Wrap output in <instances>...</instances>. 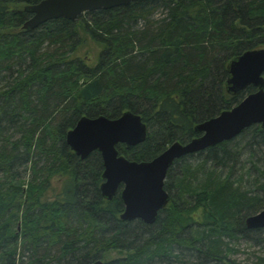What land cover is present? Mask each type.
<instances>
[{
  "label": "trees",
  "instance_id": "trees-1",
  "mask_svg": "<svg viewBox=\"0 0 264 264\" xmlns=\"http://www.w3.org/2000/svg\"><path fill=\"white\" fill-rule=\"evenodd\" d=\"M40 1L0 0V264H91L111 251L126 255L104 264H238L240 241L264 243L245 225L264 209L259 125L175 161L152 225L122 221L120 189L100 193L101 155L81 160L65 143L81 117L125 111L147 129L116 147L130 161L198 137L197 124L256 91L232 95L226 82L231 60L264 48V0L136 1L27 31L24 8ZM79 31L102 47L94 64L75 56ZM55 176L59 192L42 201Z\"/></svg>",
  "mask_w": 264,
  "mask_h": 264
},
{
  "label": "water",
  "instance_id": "water-1",
  "mask_svg": "<svg viewBox=\"0 0 264 264\" xmlns=\"http://www.w3.org/2000/svg\"><path fill=\"white\" fill-rule=\"evenodd\" d=\"M136 1L145 0H42L24 8L31 17L23 28L31 31L60 18L75 22L84 13L125 7ZM228 73L226 90L229 94H238L248 87L256 91L232 109L197 124L194 130L200 134L198 137L186 143H172L151 161H130L118 153V145L135 147L146 139V124L130 111L123 112L117 119L83 116L66 133V145L81 160L95 151L101 155L100 193L103 199L111 201L120 189L124 205L122 221L139 220L146 225L156 222L159 212L170 202L164 182L175 161L231 141L253 125L264 130V48L247 50L231 60ZM245 225L249 230L264 229V209L248 217ZM91 264L104 263L97 260Z\"/></svg>",
  "mask_w": 264,
  "mask_h": 264
},
{
  "label": "rangeland",
  "instance_id": "rangeland-1",
  "mask_svg": "<svg viewBox=\"0 0 264 264\" xmlns=\"http://www.w3.org/2000/svg\"><path fill=\"white\" fill-rule=\"evenodd\" d=\"M79 34L82 39V44L76 51L75 56L83 58L84 60H89L91 64H94L97 60L98 53L102 49V47L92 41L84 32L79 31ZM249 166V165H247ZM24 167L17 169L21 174L22 178H27V174L23 172ZM61 180L57 176L53 177L50 182V186L45 193L42 201H51L55 197V195L59 192L61 188ZM239 252L232 255V260H234L238 264H255L257 262V258H264V243H260L259 245L251 244L247 241H240L237 245ZM125 253H120L117 251H111L109 254H106V257L103 259V262L108 261L110 259H115L118 257L125 256ZM28 257H24V263L28 262Z\"/></svg>",
  "mask_w": 264,
  "mask_h": 264
}]
</instances>
